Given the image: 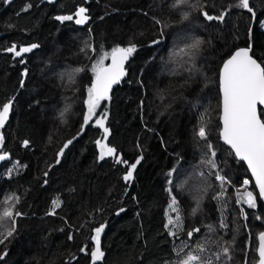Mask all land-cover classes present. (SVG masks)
Segmentation results:
<instances>
[{"label":"trees","instance_id":"16d2710c","mask_svg":"<svg viewBox=\"0 0 264 264\" xmlns=\"http://www.w3.org/2000/svg\"><path fill=\"white\" fill-rule=\"evenodd\" d=\"M249 2L255 18L238 0H189L192 6L180 9L172 7L175 0H0V107L12 101L2 128L9 159L0 162V214L13 197V212L22 214L13 236L0 244V254L7 252L0 264H92L100 226L105 256L97 264H176L178 251L182 256L197 245L212 264L257 263L264 205L219 137L221 66L248 47L264 66V0ZM80 7L87 9L84 24L75 23ZM205 11L224 13V20H206ZM69 15L72 20L56 19ZM197 39L203 43L189 60L181 49ZM34 44L21 56L8 51ZM130 45L136 51L126 75L96 113L110 131L104 140L103 129L83 123L91 67L104 53ZM202 124L207 142L196 135ZM97 140L127 163L100 160ZM211 151L214 169L206 163ZM137 159L133 180L125 182ZM169 188L183 217L178 236L165 227ZM246 191L257 198L256 208L241 199ZM54 202L60 206L54 209ZM194 228L200 231L189 239ZM223 247L230 261L222 254L216 259Z\"/></svg>","mask_w":264,"mask_h":264},{"label":"snow or ice","instance_id":"6c2138e0","mask_svg":"<svg viewBox=\"0 0 264 264\" xmlns=\"http://www.w3.org/2000/svg\"><path fill=\"white\" fill-rule=\"evenodd\" d=\"M11 2V0H9ZM51 2V0H50ZM184 6L191 7L189 0H175L172 5L175 9H180ZM237 7H241L252 14L255 18L256 13L253 8L250 7L249 0H238ZM87 9L80 7L79 11L76 13L78 19L75 20L76 24H84L88 20L86 15ZM206 20H224V13L220 16H211L206 11L202 12ZM57 20L64 22L72 20V16H58ZM183 19H188V13H183ZM157 24H161L160 20L155 21ZM163 34V33H161ZM154 43H159V41H154ZM203 42L199 39L194 40L191 44L187 45L185 49H181L185 55L188 56L189 60H192L195 53L199 50L200 45ZM37 45H32L31 47L21 48L19 51L16 47L8 49L9 52L14 53L16 56H21L23 53L31 52L33 48ZM136 51L135 45H130L128 47H115L110 53L106 52L98 59L91 67L94 79L91 86L88 88V99L87 103V114L84 116V125H88L92 120V117L96 113V109L99 107L101 101L110 99L109 93L114 84L120 83L121 79L126 75L124 65L128 58ZM251 47L242 48L237 50L227 61L223 64L222 71L219 77V86L221 93V122L222 128L220 130V138L223 140L234 153L235 157L239 161H244L248 169L251 171L252 176L255 178L256 186L259 190L260 199H264V119L261 118V112L258 111V105L264 106V66L257 62L250 53ZM111 60L110 65H105V60ZM194 65L187 71H192ZM83 69L77 68L75 72L79 73ZM25 75L27 73L25 72ZM23 86V82L21 84ZM12 109V101H8L0 107V128H3L5 123L9 119L10 111ZM95 124L103 129L104 140H107L110 135L109 129L105 126L104 119H98ZM200 140L206 141L208 139V133L206 131V125H201L196 133ZM69 144L71 141L68 142ZM99 147V159L104 160L106 157H114L116 163H127L119 158L116 149L109 146L107 143L96 141ZM4 144V137L0 135V147ZM24 146H28V142H24ZM68 145L65 144L66 148ZM209 150L212 149L211 143H207ZM63 155V150L59 153ZM212 159L207 160V164L211 168H216V163L214 157L216 156L215 151H211ZM9 159L5 155H0V161ZM142 159V157H141ZM59 162V161H58ZM203 162V161H202ZM140 163V159H137L135 163L129 166V170L124 175L123 179L125 182H130L133 180V173L136 170V166ZM171 175V174H170ZM203 177L204 173H200ZM217 180L221 182V185L227 183L226 178L219 173L215 174ZM169 184L173 181L170 179ZM248 180L244 181V185L247 186ZM182 186V185H181ZM169 195L171 196V202L168 205V216L166 228L169 230V234L172 236H178L179 232L184 230L183 217L181 214V209L178 204L177 197L172 194V188L168 189ZM223 192H221V196ZM218 198V197H217ZM15 199L18 203V198H9L6 203H9V207L3 209L2 214H0V244H4L6 240L13 236L15 232L16 217L22 215L20 212L15 213L12 210L10 200ZM241 199L248 205L249 208L257 207V198L252 192L246 191L243 193ZM59 202H54V209L58 208ZM199 208V201H197V207L192 210L193 215H195L197 209ZM120 211H123L121 209ZM243 211V210H241ZM54 215L55 211L49 213ZM175 217L173 218V215ZM258 220L261 219L260 216L256 217ZM247 219V216H245ZM4 221H10L11 227L4 230ZM222 228H226L227 225L221 223ZM199 228H194L189 230L186 235L191 239L194 233H198ZM104 232V226L95 228V235L92 237L94 241V248L90 252L92 264H97L98 261H102L105 253L101 247V234ZM69 239H72L69 236ZM258 246V264H264V232H260L257 237ZM205 249L197 245L196 249L188 251L181 256L178 251L177 256L179 259L176 264H212L211 260H205L202 253ZM227 258L228 261L231 260L230 249L228 247H223L221 253H218L216 259H220V255ZM7 255V252L0 254V260H3Z\"/></svg>","mask_w":264,"mask_h":264},{"label":"water","instance_id":"95a60500","mask_svg":"<svg viewBox=\"0 0 264 264\" xmlns=\"http://www.w3.org/2000/svg\"><path fill=\"white\" fill-rule=\"evenodd\" d=\"M58 0H51V2H53V3H55V2H57ZM79 11V10H78ZM77 11V12H78ZM76 12V13H77ZM76 13H75V16H76ZM77 19H78V17H77ZM242 49V48H241ZM239 50V49H238ZM237 51V50H236ZM235 51V52H236ZM234 52V53H235ZM233 53V54H234ZM232 54V55H233ZM250 55H251V53H250ZM231 57V56H230ZM229 57V58H230ZM228 58V59H229ZM255 59V58H254ZM227 61V60H226ZM225 61V62H226ZM224 62V63H225ZM258 62V61H257ZM128 63H129V58H128V60L125 62V65H124V69H125V71H126V68H127V65H128ZM223 63V64H224ZM259 63V62H258ZM111 64V60L109 59V61L107 62V64L106 65H110ZM222 68H223V65L221 66V69H220V73H221V71H222ZM219 77H220V74H219ZM122 80V79H121ZM117 84H114L113 86H112V89H111V91H110V93H109V96L112 94V92H113V90H114V87L116 86ZM219 92H220V86H219ZM260 110H263L264 111V106H261V105H258V111L260 112ZM221 114H222V112H221V93H220V117H221ZM221 128H222V122H221V119H220V130H221ZM220 133V132H219ZM219 137H220V135H219ZM220 141L222 142V144L227 148V149H229L230 151H231V149L226 145V144H224V142H223V140L220 138ZM232 152V151H231ZM234 154V153H233ZM119 156V158L120 159H122V157H121V155H118ZM235 156V155H234ZM112 158H114V157H112ZM236 158V157H235ZM237 159V158H236ZM237 161H239L238 159H237ZM240 163H242L244 166H245V168L247 169V171H248V174H249V176H250V178H251V181H252V183H253V185H254V188H255V190H256V193H257V195H258V198L260 199V197H259V190H258V188H257V186H256V182H255V178L252 176V173H251V171L248 169V166H247V164L244 162V161H239ZM260 201L262 202V204L264 205V199H260ZM103 234V233H102ZM102 234H101V238H102ZM258 241V240H257ZM257 258L259 259V257H258V253H257ZM256 264H258V260H257V263Z\"/></svg>","mask_w":264,"mask_h":264},{"label":"rangeland","instance_id":"374dc122","mask_svg":"<svg viewBox=\"0 0 264 264\" xmlns=\"http://www.w3.org/2000/svg\"><path fill=\"white\" fill-rule=\"evenodd\" d=\"M262 25H263V30H264V21H263V24H262ZM105 61H106V60H105ZM87 99H88V95H87ZM86 106H87V103H86ZM98 109H99V107L96 109V113H97ZM96 113H95V115L92 117V120L89 122V124H92L94 127H98V126L95 124V121L98 120V119H102V117L99 116V115H96ZM86 114H87V112H86ZM0 135H2V128H0ZM0 155H5L4 152H3V150H2V147H0ZM0 162H2V161H0ZM248 186H250L249 183H248L247 186H245L244 183H243V187H244V188H246V187H248Z\"/></svg>","mask_w":264,"mask_h":264}]
</instances>
